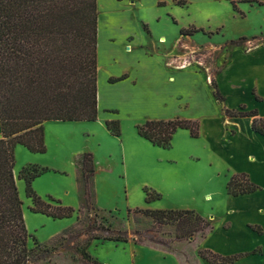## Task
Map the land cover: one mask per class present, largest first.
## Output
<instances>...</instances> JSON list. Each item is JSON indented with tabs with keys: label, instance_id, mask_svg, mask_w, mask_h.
I'll return each instance as SVG.
<instances>
[{
	"label": "rangeland",
	"instance_id": "1",
	"mask_svg": "<svg viewBox=\"0 0 264 264\" xmlns=\"http://www.w3.org/2000/svg\"><path fill=\"white\" fill-rule=\"evenodd\" d=\"M128 1L131 6L132 0ZM90 2L69 0L63 7L69 29L65 50L73 58L70 65L77 72L84 67L90 50L83 41L87 35L85 21L91 11ZM96 3L99 21L101 7L99 0ZM241 11L246 14L245 18L234 12L227 2L217 1L208 6L191 4L188 11L174 14L179 26L214 29L221 25L224 27L222 32L211 37L206 34L203 41L194 40L189 46L173 44L168 47L162 44L158 53L164 55L167 65L174 59L180 65L215 80V74L228 63V55L232 51V48L222 44L247 37L249 41L246 48L251 49L264 42V6L244 4ZM157 18L155 8L134 11V19H137L148 41L150 36L144 24L149 26L155 37L160 33L171 34L174 31L170 24H157ZM253 36H258L259 41L253 39ZM116 120L120 122L119 137L113 136L106 124L58 122L51 123L53 132L45 134L47 151L44 154L32 153L22 145L16 146L14 174L23 201L27 230L31 236L29 247H33L32 238H36L51 251L48 260L37 264H84L86 260L81 250L76 248L88 238L85 232L94 221L114 230L126 231L130 237L128 243L93 240L88 253L99 264H177L176 257L172 259L171 255L177 256L183 264H202L199 251L204 248L208 234L196 232L181 235L182 230L175 225L155 224L151 218L135 211L193 210L211 221L216 229L227 210L225 198L229 194L226 184L216 180L211 185L212 189L208 190L211 196L205 198L208 192L189 186L181 187V183H185L181 176L174 181L169 176L176 171L192 175L203 172L215 174L219 161L212 157L203 143L191 138L189 131L176 133L171 148L164 149L140 137L136 130L137 124L133 121ZM84 153L93 154L96 170L91 188L92 208L89 209L84 201L81 168L76 164L78 157ZM189 153L200 158L192 167L182 166V169H178V166L170 162L176 160L182 165ZM35 159L41 160V166L48 169L34 180L35 192L46 202H50L52 197L61 201L62 205L73 208L76 212L72 217L54 219L31 211L32 201L27 198L25 183L18 179V175L24 166ZM211 162L213 164L209 166ZM145 188L159 193L161 199L147 204ZM250 229L259 235L263 234L261 227L251 226ZM72 236L77 238L67 249L65 245ZM146 236L153 237L156 243L145 241Z\"/></svg>",
	"mask_w": 264,
	"mask_h": 264
},
{
	"label": "trees",
	"instance_id": "2",
	"mask_svg": "<svg viewBox=\"0 0 264 264\" xmlns=\"http://www.w3.org/2000/svg\"><path fill=\"white\" fill-rule=\"evenodd\" d=\"M68 1L0 0V264H37L48 260L51 254L50 249L36 238H32L33 247H29L31 236L14 174L16 146L22 145L32 153L44 154L47 151L45 122H95L98 119L97 3L91 0L89 4L91 11L86 17L87 35L83 41L90 50L84 67L77 72L70 65L73 58L65 50L69 29L63 7ZM227 1L242 18L246 14L239 9V3L264 6L261 0ZM200 32L205 33L203 29L195 27L180 29L183 36ZM248 41L247 37H240L225 45L241 47ZM211 86L213 97L223 103L225 98L215 80ZM224 115L230 118H252V130L264 137V117H259L257 111H249L242 106L240 109H224ZM106 127L113 136H120L119 121H107ZM136 130L140 137L152 145L169 149L179 130H187L192 138H199L201 124L198 120L182 118L146 120L137 124ZM76 164L81 168L84 201L89 209L92 208L91 188L96 174L93 154L80 155ZM47 171V168L29 164L18 175V179L25 183L27 198L32 201L31 211L54 219L72 217L76 212L73 208L62 205L61 201L52 197L50 202H46L35 192L34 180ZM226 189L229 195L237 197L260 191L261 187L253 183L248 174L240 173L229 178ZM144 192L147 204L161 199V195L150 188H145ZM135 212L143 213L155 224L175 225L182 230L181 235L196 232L209 234L215 229L211 221L193 210L136 209ZM85 234L88 238L76 248L81 250L86 260L84 264H99L88 253L93 240L130 241L126 231L114 230L96 221L88 225ZM76 238L70 237L65 247L69 249L68 245L74 244ZM144 239L156 243L151 236ZM199 255L209 264H235L246 256L242 253L224 256L205 248L199 251Z\"/></svg>",
	"mask_w": 264,
	"mask_h": 264
},
{
	"label": "crops",
	"instance_id": "3",
	"mask_svg": "<svg viewBox=\"0 0 264 264\" xmlns=\"http://www.w3.org/2000/svg\"><path fill=\"white\" fill-rule=\"evenodd\" d=\"M217 1L229 3L227 0H132L130 6L128 0H99L98 119L95 122L103 125L116 119L131 120L136 124L174 118L198 120L201 132L196 141L203 143L212 157L219 161L217 172L192 175L176 171L169 177L174 181L181 176L185 182L181 187L208 192L216 180L227 186L232 175L248 174L261 190L237 197L226 196V213L220 225L207 235L204 248L224 256L246 254L235 264H264V137L252 130V118L224 115V109L245 106L264 117V42L251 49L246 48L247 43L241 47H229L232 51L228 55V63L215 74L218 89L225 98L223 103L213 97L209 77L180 65L174 59L167 65L164 55L158 53L162 44L183 47L194 40L203 41L206 34L209 37L219 35L224 28L221 25L214 29L192 26L203 29L205 33L183 36L180 29L184 27L179 26L175 16L180 11H188L191 4L208 6ZM244 4H238L240 10ZM148 7L157 9V24L172 25L173 35L160 33L155 37L149 26L144 24L150 36V40H146L137 19H134V11ZM225 43L222 45L226 46ZM120 78L123 79L113 81ZM58 122H45V134L52 133L51 123ZM180 131L187 130L177 133ZM199 161L200 158L189 153L182 165L176 160L170 162L182 169V166L192 167ZM29 164L43 165L37 159ZM204 196L211 194L208 192ZM251 226L261 227L263 234L254 232ZM171 256L172 259L176 257L177 264H183L177 256ZM202 261V264H209Z\"/></svg>",
	"mask_w": 264,
	"mask_h": 264
}]
</instances>
